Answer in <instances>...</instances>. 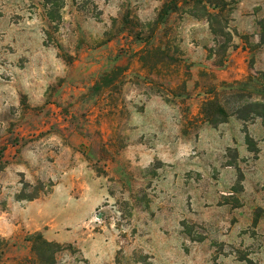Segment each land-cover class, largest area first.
I'll use <instances>...</instances> for the list:
<instances>
[{"label":"rangeland","instance_id":"374dc122","mask_svg":"<svg viewBox=\"0 0 264 264\" xmlns=\"http://www.w3.org/2000/svg\"><path fill=\"white\" fill-rule=\"evenodd\" d=\"M207 1L0 0V264H264V0Z\"/></svg>","mask_w":264,"mask_h":264},{"label":"trees","instance_id":"16d2710c","mask_svg":"<svg viewBox=\"0 0 264 264\" xmlns=\"http://www.w3.org/2000/svg\"><path fill=\"white\" fill-rule=\"evenodd\" d=\"M207 4L213 8V10H218V14H214L213 16H208V22L210 24V29L211 32L214 36H217V31L213 26V20H215L216 16H220L221 12L224 11V8L228 7L229 5L226 4L224 2V0H215L214 2H209L207 1ZM170 8L169 7H165V9L163 10V12L161 13V15L159 16V18H161L162 14L166 15L168 12H170ZM227 24V23H226ZM258 27L260 29V46L264 45V21L259 22L258 23ZM223 36V35H222ZM230 43V40H226L225 43V48L227 49L228 46H226V44L228 45ZM225 63V57L223 56L222 60L218 61V65L219 66H223V64ZM254 108H259L260 105H253ZM249 108V107H248ZM251 109V108H249ZM251 114L255 115V116H263L262 114H264V107L261 108V112H257V111H251ZM201 115L203 117V120L208 123L209 125L215 127L219 124H223L226 122V114L224 112V110H222V108L220 107V105L216 102L215 98L206 101L202 107H201ZM246 143L247 146L250 147L251 141L248 137H246Z\"/></svg>","mask_w":264,"mask_h":264}]
</instances>
